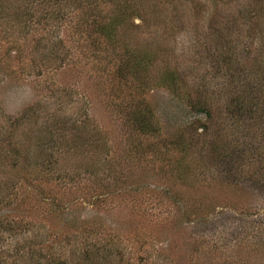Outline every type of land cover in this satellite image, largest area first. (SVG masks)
Segmentation results:
<instances>
[{
    "label": "rangeland",
    "instance_id": "rangeland-1",
    "mask_svg": "<svg viewBox=\"0 0 264 264\" xmlns=\"http://www.w3.org/2000/svg\"><path fill=\"white\" fill-rule=\"evenodd\" d=\"M243 1L233 0V5ZM32 2L39 7L41 1ZM18 3L25 0H0V155L6 154L0 161V190L15 199L1 204L0 217L18 225L15 231L0 233V264H36L39 253L49 255L53 249L62 251L66 264H264L263 191L239 182L225 184L209 172L194 184H182L171 178L165 162L152 159L149 144L176 137L200 115L168 90L155 87L147 98L161 134L152 137L132 129L121 106L125 96L114 89L110 76L118 65L108 63L105 50L83 35L86 30L78 32L75 22H42L19 32L8 23L10 13L23 16L12 12ZM137 5L141 16L122 30L125 40L136 47H155L158 66L193 57L202 62L200 67L211 69L208 24L214 13L230 11L229 0H138ZM111 7V2L103 5L105 11ZM71 11L75 16L73 6ZM178 18L184 23L177 30L171 26ZM238 18L240 28L245 18ZM58 35L67 39L68 54L46 60L43 51ZM55 127L108 144V156L123 164L117 169L127 189H138L130 193L115 186L116 176L101 171L103 166L98 175L108 177L109 188L102 193L95 192L97 183L89 178L42 185L37 175L19 170L12 158L16 133L29 161L42 164L48 157L49 130ZM137 146L144 150L136 153ZM57 157L59 165L73 164ZM42 195L46 199L39 203ZM91 200L96 202L90 209ZM55 201L71 205L62 221L53 217ZM86 223L98 227L96 237L87 236ZM104 247L122 254L113 251L111 256Z\"/></svg>",
    "mask_w": 264,
    "mask_h": 264
},
{
    "label": "trees",
    "instance_id": "trees-1",
    "mask_svg": "<svg viewBox=\"0 0 264 264\" xmlns=\"http://www.w3.org/2000/svg\"><path fill=\"white\" fill-rule=\"evenodd\" d=\"M40 1L39 7L32 0H25V4L18 3L16 12H12L23 16L10 13L8 23L24 33L29 27L42 22L51 23V26L75 22L78 32L83 34V30H86L83 35L95 47L105 50L104 53L109 56L108 63L118 65L110 76L116 85L114 89L117 88L125 96L121 106L126 123L132 129L152 137L161 134L160 123L147 98L155 87L168 90L184 101L193 113L200 115L181 128L176 137L147 146L153 161L166 163L167 172L172 179L191 185L209 172L225 184L239 182L264 192V3L261 0H244L241 6H238L239 3L233 5V0H229L228 13L220 15L217 12L211 16L208 24V31H211V69L210 66L200 67L202 62L193 57H187L186 63L158 66L157 56L160 52L155 47H136L125 40L122 30L127 29L126 25L129 28L134 24V16H141L138 0ZM108 2H111L112 7L105 11L103 5ZM71 6L75 8V16H72ZM240 16L245 18V24L237 28ZM14 17L18 18L17 22L13 21ZM181 22L184 23L182 18H178L174 22L176 26L171 27L181 29ZM232 32L236 34L235 37L230 35ZM78 34L79 41L82 35ZM50 42L43 51L46 60L68 54L65 37L58 35ZM57 48L62 50L57 51ZM30 109L32 108H28V111ZM24 116L25 112L21 118H25ZM67 131V127L49 130L46 139L48 157L42 164L29 161L26 147L16 133V144H12L15 153V157L11 155L14 158L13 164L19 170L26 168L29 175H37L42 185L49 182L64 183L65 180L80 182L89 178L94 184L97 183L93 186L95 192L100 193L109 188L105 181L108 177L105 176L104 179L103 175H98L103 166L105 169L101 171L109 176H116V181L113 182L115 186L130 193L138 189V186L127 189V181L119 176L118 170L123 164L113 155L108 156V144L69 134ZM134 150L137 153L144 149L137 146ZM55 152L62 155L63 160L73 164L59 165V157L55 156ZM104 153L109 158L104 157ZM5 155L2 154L3 158H6ZM2 156L0 155V161H3ZM161 170L165 169L162 167ZM13 185L14 189L15 184ZM0 188L3 190V186ZM1 190L2 213L4 207L1 204L10 205L15 199L11 193L9 195ZM42 197V200H38L39 203L46 199L43 195ZM91 201L87 204L90 209L95 206L97 199ZM53 211V217L62 221L72 210L71 205L55 201ZM1 218L0 233L15 231L18 227L12 221ZM92 219L95 224L96 217L92 216ZM76 220L78 219L75 217L69 222ZM85 226H89L86 229L88 237L97 236V226L89 223ZM41 236L44 241L47 231L42 232ZM113 243L109 245L114 246ZM104 250L111 256L117 252L108 250V247H104ZM76 251L79 252L78 249ZM116 254L120 256L122 252ZM38 259L40 261L36 264H66L62 251L55 249L49 255L39 253ZM234 262L239 264L236 260Z\"/></svg>",
    "mask_w": 264,
    "mask_h": 264
}]
</instances>
